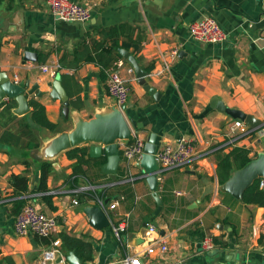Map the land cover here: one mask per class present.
Instances as JSON below:
<instances>
[{
	"label": "crops",
	"instance_id": "crops-1",
	"mask_svg": "<svg viewBox=\"0 0 264 264\" xmlns=\"http://www.w3.org/2000/svg\"><path fill=\"white\" fill-rule=\"evenodd\" d=\"M71 1L89 7L88 22L59 21L44 0L0 3V80L37 84L40 92L47 93L41 98L28 96L29 112L24 116L13 113L15 101L0 99V113L10 106L16 117L0 118V134L18 133L21 118H29L31 101L41 104L47 120L57 126L53 132L31 127L38 148L0 146V264H40L42 253L53 242L60 247V233L91 243L92 260L83 264H121L126 256H137L142 264H264V202L244 203L249 187L238 199L226 191L234 169L223 184L216 174L218 160L235 148L248 151L251 161L264 154V0ZM205 17L214 19L227 32L225 42L200 44L190 38L189 24ZM120 26L128 28L125 34L113 40L103 36L108 29ZM112 42L119 48L113 49ZM123 44L129 48L124 49ZM136 45L138 51L134 50ZM173 50L178 52L175 59L171 58ZM27 52L34 55L35 62L25 60ZM122 52L137 60L147 74L146 81L159 94L157 98L137 83ZM52 59H57L61 67L55 79L60 80L69 100L68 119L62 115L59 100L49 96L47 84L55 79L39 71L40 65ZM118 61L122 62L118 72L130 89L123 114L126 120L141 125L136 132L145 141L149 133L156 134L157 149L185 139L196 150L189 165L157 175L156 192L161 201L157 215L155 199L138 162L125 168L121 141H116L120 145V162L114 184L102 171L105 154L90 158L89 146L84 144L59 153L50 150L57 137L71 133L97 115L111 113L115 103L101 75L106 76ZM217 102L252 116L261 125L250 129L244 124L247 133L240 134L233 130L234 119L215 110ZM82 147L87 148V164L82 166L87 179L79 178L73 189L68 179L76 160L69 159L66 153ZM42 162L52 167L47 188L56 209L49 210L39 194L25 197L26 204H34L56 219L57 230L48 240L15 234L8 183L12 175H26L29 190H35ZM98 163L102 164L100 168ZM258 183L259 180L253 184ZM123 184L130 187L132 194H115L107 199L109 227L92 228L85 213L97 204L84 193L117 185L112 189L114 194ZM145 218H149V224L157 225L156 233L143 228ZM121 223L126 224V230L118 240L112 226ZM155 239L163 240L167 251L146 255L147 245ZM204 239H211L212 248L202 249ZM63 255L65 261L55 264H69L67 255Z\"/></svg>",
	"mask_w": 264,
	"mask_h": 264
},
{
	"label": "water",
	"instance_id": "water-1",
	"mask_svg": "<svg viewBox=\"0 0 264 264\" xmlns=\"http://www.w3.org/2000/svg\"><path fill=\"white\" fill-rule=\"evenodd\" d=\"M122 56L127 59L129 65L132 67L137 83L147 94L157 98L159 94L146 81L147 74L139 67L137 60L126 52H122ZM25 60L35 62L36 59L33 54L27 52L25 53ZM47 86L51 89L49 96L54 100H59L62 104V115L65 119H68L70 115V104L60 80L55 79L49 82ZM25 91L26 94H24ZM46 94L45 92L39 91L37 84L30 86L28 82L14 83L9 82L5 78L0 80V99L8 98L15 101L17 108L13 110V113L17 116H24L29 112L28 96L36 95L38 98H41ZM124 110L125 106L119 108L115 104L110 110V114L97 115L90 122L81 123L71 133L57 137L50 145V150L52 153H59L71 147L84 144L89 146L88 155L90 158H98L102 154H105L107 159L106 163L102 166V171L114 184L120 162V145L116 141H121V143L131 142L134 132L141 129V125L134 120H126L123 114ZM215 110L227 114L234 120L242 122L250 129H256L261 125V122L252 116L226 109L220 102H217ZM156 138V134H148L144 145V153L137 163V166L142 169L152 196L155 199L156 210L154 214L157 215L161 209V201L156 192L158 175V169L154 159V154L157 150ZM260 179L264 180V154H259L255 160L250 161L240 170H236L232 180L226 184V191L234 198H241L245 190ZM106 203L107 201L103 204L105 205ZM85 214L88 218L89 225L96 230L105 229L110 225L105 211L99 205L88 208ZM147 224H149V218L144 219L143 228H146ZM150 225L157 228L154 222H151ZM66 260L69 264H83L72 252L67 254Z\"/></svg>",
	"mask_w": 264,
	"mask_h": 264
},
{
	"label": "built area",
	"instance_id": "built-area-1",
	"mask_svg": "<svg viewBox=\"0 0 264 264\" xmlns=\"http://www.w3.org/2000/svg\"><path fill=\"white\" fill-rule=\"evenodd\" d=\"M53 17L66 23L83 24L90 20L91 10L89 7L71 0H44ZM188 33L193 41L200 44H221L227 40V32L212 18L205 17L201 20L192 22L188 26ZM177 50L171 52V58L177 57ZM122 62L118 61L106 74V91L108 96L120 108L124 106L129 98L130 89L118 72ZM61 67L57 59L48 60L39 66L41 74L55 79ZM132 70H129L131 73ZM236 129L240 134H246L248 128L240 121L233 122V130ZM145 140L138 132H134L131 142L121 143V157L128 168L132 163L139 162L144 153ZM196 156V150L191 141L180 139L174 145L165 144L156 150L154 159L158 169V175L165 171L181 169L189 165ZM127 181L131 182L129 176H125ZM260 189L264 188V180L260 179L258 183ZM90 190V189H89ZM79 192V191H78ZM122 199V197H120ZM117 202V201H116ZM73 204H77L73 201ZM96 204L101 206L105 211V205L102 201L97 200ZM13 229L16 235L24 237L32 234L40 239L48 240L57 230V221L53 216H49L34 204H26L22 211L17 214L13 221ZM148 233H156L155 227L150 224L146 225ZM126 230V224L121 223L118 226H112V232L118 239H122V234ZM156 240V239H155ZM202 249L212 248L211 239L202 241ZM61 246V244H60ZM167 251L165 242L161 239L151 241L145 250L146 255H153L155 252L161 254ZM65 261V256L57 242H53L51 247L45 250L41 255L40 264H55L56 262ZM121 264H142L137 256H126L122 259Z\"/></svg>",
	"mask_w": 264,
	"mask_h": 264
},
{
	"label": "trees",
	"instance_id": "trees-1",
	"mask_svg": "<svg viewBox=\"0 0 264 264\" xmlns=\"http://www.w3.org/2000/svg\"><path fill=\"white\" fill-rule=\"evenodd\" d=\"M5 1H7L8 3H13V0H0V3H3ZM126 29L128 28H126L125 26L110 28L104 32L103 36L113 40L118 37L119 34H125ZM111 47L115 50L119 48L116 42H112ZM122 47L124 49L129 48V46L126 44H123ZM134 50L138 51L139 46L136 45L134 47ZM105 53L110 52L107 51ZM105 79L106 76L103 73L101 75V80L104 81ZM30 107L32 108V110L30 112L29 118H21V129L18 131V133L4 131L2 134H0V146L6 147L17 145L29 150L35 149L39 147V142L37 138L34 137L31 131L32 126L44 128L51 132L56 130L57 126L47 120L44 107L41 104L35 101H31ZM10 108V106H5L0 113V118L7 115L10 119H16V117L13 116L10 112ZM66 155L69 159L76 160L72 166V174L68 179L71 187L73 189H76L79 178L87 179L86 172L82 169V166L87 164V148H75L69 150ZM250 161L251 160L248 158V151L243 148H235L229 154L222 156L218 160L216 171L219 183L223 184L225 181H227L233 169L234 171L240 170ZM101 165V163H98L97 167L100 168ZM39 170L40 176L35 190H29V179L26 175H12L9 177L8 183L10 188L12 189V195L10 198H13L12 214H14L15 216L19 214L22 211L23 207L26 205L28 199L25 196L28 194H39L41 202L45 206H47L49 210L55 211L56 208L52 204V196L48 194L49 190L47 188V179L52 171L51 164L48 162H42L39 165ZM115 186L103 187L96 190H88L84 194H86L89 199L95 202L97 200H100L103 203L111 197H116L115 194H118L119 196L122 194H132L130 187L125 184L119 186L120 189L115 191V193L113 194L112 189H114ZM243 202L263 204L264 191L259 190L257 184L251 185L244 193ZM59 238L61 241V251L63 253L67 255L72 252L78 259L83 261V263H87L92 260L93 247L91 243H88L82 238L70 237L65 233H60ZM213 243L218 245V242L216 240H213Z\"/></svg>",
	"mask_w": 264,
	"mask_h": 264
}]
</instances>
